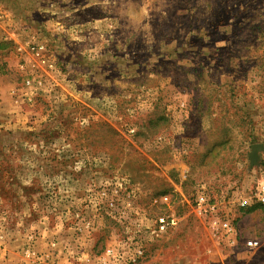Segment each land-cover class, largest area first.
<instances>
[{
    "label": "rangeland",
    "instance_id": "obj_1",
    "mask_svg": "<svg viewBox=\"0 0 264 264\" xmlns=\"http://www.w3.org/2000/svg\"><path fill=\"white\" fill-rule=\"evenodd\" d=\"M262 183L264 0H0V264H264Z\"/></svg>",
    "mask_w": 264,
    "mask_h": 264
},
{
    "label": "built area",
    "instance_id": "obj_2",
    "mask_svg": "<svg viewBox=\"0 0 264 264\" xmlns=\"http://www.w3.org/2000/svg\"><path fill=\"white\" fill-rule=\"evenodd\" d=\"M257 200L264 204V183L260 184L257 188ZM208 197L205 193L200 192L196 195L194 204H195V210L199 214H205L213 211L214 206L209 205ZM244 203L241 204L243 206ZM177 225V219L174 217H159L156 220V231L158 233H165L169 228H173ZM211 226H216V221L211 220ZM221 229L224 230L226 233L232 232V228L229 225V223L224 222L221 224Z\"/></svg>",
    "mask_w": 264,
    "mask_h": 264
},
{
    "label": "water",
    "instance_id": "obj_3",
    "mask_svg": "<svg viewBox=\"0 0 264 264\" xmlns=\"http://www.w3.org/2000/svg\"><path fill=\"white\" fill-rule=\"evenodd\" d=\"M262 148L261 145H252L251 146V151L249 153V160H250V164L253 165L254 163H256L257 159H258V151Z\"/></svg>",
    "mask_w": 264,
    "mask_h": 264
},
{
    "label": "crops",
    "instance_id": "obj_4",
    "mask_svg": "<svg viewBox=\"0 0 264 264\" xmlns=\"http://www.w3.org/2000/svg\"><path fill=\"white\" fill-rule=\"evenodd\" d=\"M3 17H6V15L4 14ZM5 23H2V29H3V33L1 34L2 36H5L4 38H10V37H15L14 39H17V37L15 36V32H13V30H9V29H5ZM3 41V40H2ZM15 42V41H14Z\"/></svg>",
    "mask_w": 264,
    "mask_h": 264
}]
</instances>
